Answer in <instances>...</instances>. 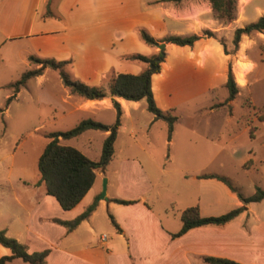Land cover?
<instances>
[{
  "label": "crops",
  "instance_id": "0c3cea01",
  "mask_svg": "<svg viewBox=\"0 0 264 264\" xmlns=\"http://www.w3.org/2000/svg\"><path fill=\"white\" fill-rule=\"evenodd\" d=\"M237 4L250 20L256 21L264 15L259 8L261 0H237ZM43 6L46 11L40 17ZM238 21L235 19L225 25L214 20L209 0H0V47L16 43L20 47L19 55L23 53L27 60L30 56L71 60V78L89 86H104L110 73L138 75L144 70L143 64L121 61L120 57L157 54L156 48L141 41L139 29L146 30L159 41L169 36L184 38L196 35L199 39L193 46L164 43L160 71L151 76L157 107L175 116L177 106L171 97L183 79L189 78L194 88L188 97L190 101L211 94L217 87L214 81L225 85L231 57L225 54L219 41L203 33L209 31L224 35L225 44H232L234 30L241 28ZM228 27H231L230 32L226 31ZM244 48L240 41L232 56L231 70L235 78ZM249 71L250 67L243 72V84L236 78L238 88L245 87ZM45 73L33 78L40 91L49 82ZM60 88V99L48 96L46 100L52 114V126L75 114L88 118L80 121L92 120L107 126L114 123L116 111L111 97L85 100L71 95L63 85ZM114 99L121 110L114 148L120 135L122 139L127 134L128 141L120 140V147L124 145L139 153L122 154L120 149L116 156L114 149L111 161L117 157L118 168L108 174L106 168L109 163L103 171L96 172L91 189L68 211L62 210L53 197L46 195L44 184L39 182L40 176L38 179L22 169L13 173L11 161L7 173L0 176V231L26 246L30 253L47 250L46 264H204L205 257L239 264H264V200L248 204L242 213L224 225L201 226L180 237H172L181 228V221H171L165 216L164 225L161 216L167 213L164 201L168 202L171 210L176 206L179 215L184 209L197 206L202 217L220 216L241 206V203L222 182L198 178L203 175L222 176L207 171L219 154H213L211 150L206 152L200 173L190 177L200 185L196 193L186 198V205L177 203L178 198L183 199V190L179 191L177 199L167 197L168 194L158 189V180L144 167L148 164L156 168L155 159L135 138L146 134L157 121L147 111L144 99L136 102L118 97ZM195 107L196 112L202 110L197 105ZM214 110V105L209 106L211 114ZM51 130V133L64 132ZM85 135L88 136L82 148L89 150L94 140L102 148L108 132L88 130L71 139L59 138V144L70 147L72 139ZM209 142L212 143V137ZM168 143H171V138ZM71 147L89 158L82 149ZM220 148L222 152L225 147L222 145ZM5 160V157L0 159L3 164ZM261 178L264 181V176ZM103 180L106 181L105 193L100 199ZM115 200L129 203L119 204ZM94 201L97 204L93 213L73 231L67 232L63 226L54 223L55 219H75ZM107 224L111 228H107ZM9 255L10 250L0 245V257Z\"/></svg>",
  "mask_w": 264,
  "mask_h": 264
},
{
  "label": "rangeland",
  "instance_id": "374dc122",
  "mask_svg": "<svg viewBox=\"0 0 264 264\" xmlns=\"http://www.w3.org/2000/svg\"><path fill=\"white\" fill-rule=\"evenodd\" d=\"M259 8L264 14V0H261ZM45 11L46 8L43 6L40 17ZM213 19L225 25L229 24L217 19L214 13ZM235 19L239 20L241 27L255 22L239 9L237 0ZM230 29L231 27H228L226 31L230 32ZM210 33L212 36L208 37L204 33L203 35L223 43L228 47L225 48L227 52L233 51V44H225L224 35ZM240 41L245 48L241 51L239 60L250 67V75L244 88L237 86L238 93L231 103L221 108L220 105L225 102L228 91L225 85L215 81L214 86L217 87L211 94L190 101L188 97L194 92V88L189 78L183 79L176 87L178 89L174 88L171 97V101L177 106L174 112L177 121L171 134V143H168L167 127L162 121H157L146 134L135 136L147 153L155 159L156 168L148 164H144V167L158 180V189L168 194L167 197L171 196L174 199H177L179 191L183 190L181 193L183 199L178 198L177 201L179 205H186L188 201L186 198L199 190V181H191L190 177L200 173L206 152L210 150L213 154H219L212 165L207 167V171L226 177L241 195L251 196L257 186L264 187L261 178L264 176V30L242 36ZM19 48L13 42L0 47V109L4 110L0 114V159L3 157L6 159L5 164L0 161V176L7 173V167L12 161L13 173L22 169L39 179L37 162L45 146L50 142L47 135L51 133V129L70 130L86 116L70 115L54 126L50 124L52 114L46 103L47 97L60 99L62 96L58 73L51 69L43 70L46 71L45 76L49 82L42 91L36 88L35 81L31 79L15 95L8 85L17 81L23 73L40 67L27 60L23 53L19 55ZM156 51L159 52V49L156 48ZM232 56L230 55L231 63ZM65 70L71 76L70 68L66 67ZM195 105L202 110L196 112ZM211 105L215 108L212 114L209 112ZM86 136L88 135L72 139L69 145L82 149L90 159L97 161L101 146L98 147L94 140L89 150L82 148ZM121 136L115 144L116 156L119 155L120 149L122 154L139 153L138 150L124 145L120 147L122 142L120 140L128 141L127 134H124L122 139ZM211 137L212 143L209 142ZM222 145L225 148L220 152ZM250 151L254 155L250 154ZM248 159L251 161H247ZM117 163L118 159L115 157L106 168L108 174H112L118 168ZM163 205L167 209V213L161 215L164 225L165 216L171 221L180 222L176 206L171 210L168 202L164 201ZM232 209L234 208L230 210ZM107 226L111 228L110 225ZM104 233L108 235V231ZM10 264L26 263L16 260Z\"/></svg>",
  "mask_w": 264,
  "mask_h": 264
},
{
  "label": "trees",
  "instance_id": "16d2710c",
  "mask_svg": "<svg viewBox=\"0 0 264 264\" xmlns=\"http://www.w3.org/2000/svg\"><path fill=\"white\" fill-rule=\"evenodd\" d=\"M211 8L216 18L224 23H230L235 19V3L236 0H209ZM264 30V15L259 17L255 22L249 23L244 27L237 28L233 32V51L227 52L223 43L224 52L227 55H234L238 49V44L242 36H248L252 33H259ZM138 35L141 41L151 47L157 48L160 43L173 44L176 46H193L199 39L198 36L192 35L189 37L169 36L162 40H156L144 30L139 29ZM206 36H212L208 31L204 32ZM154 61L150 66V62ZM164 53L157 52V54L150 57L140 54H128L120 57L121 61L137 62L144 65V70L138 75L131 74H117L110 73L105 81L104 86H89L76 79L71 78L66 67L71 68L72 61H56L54 59H42L30 56V62L38 64L40 67L36 70H30L23 73L20 78L8 87L13 90L15 95L23 88L26 83L37 76L42 75L43 70L51 69L58 73L62 85L68 89L69 93L78 96L85 100H101L106 97H111L114 109L116 111L115 121L111 126H107L92 120H82L75 127L64 132H55L47 135L50 142L45 146L43 152L38 158L37 169L40 176V183L44 184L46 195L53 197L62 210L68 211L74 208L91 189L96 172L103 171L112 160L114 154V142L116 140L117 131L120 127L121 110L119 104L114 98H122L126 101H140L144 99L147 104V111L154 116V120L162 121L166 124L168 140L174 130V124L177 117L171 112L160 110L154 100L151 89V76L160 71V64L163 62ZM232 63H229L227 73V80L225 87L228 91V96L224 103L220 106H226L234 100L238 93V88L235 83L232 70ZM4 110L0 109V114ZM95 130L108 132V136L104 139L101 154L97 161H92L84 156L80 151L73 147L63 146L59 144V138L67 140L79 136L85 131ZM199 179H215L222 182L228 189L235 193L241 206L234 208L225 214L216 217H202L197 206L184 209L180 213L181 228L172 235V237H180L193 228L214 225H224L240 213H242L246 206L250 203H258L264 200V189L255 188L251 196L244 197L241 195L228 181L227 178L217 175H203ZM119 204H128L129 202L115 200ZM97 202L94 201L87 209L78 217L71 221L53 220L54 223L63 226L67 232H71L87 220L95 210ZM112 224L116 227L113 220ZM0 245L10 250L9 256L0 257V264H7L14 260H21L26 264H46L48 251L28 252L26 246L20 244L13 238L6 236V232L0 231ZM204 264H239L237 262L205 257Z\"/></svg>",
  "mask_w": 264,
  "mask_h": 264
},
{
  "label": "bare ground",
  "instance_id": "6f19581e",
  "mask_svg": "<svg viewBox=\"0 0 264 264\" xmlns=\"http://www.w3.org/2000/svg\"><path fill=\"white\" fill-rule=\"evenodd\" d=\"M248 65H244V64H242V63H239L238 65H237V68H236V70H235V76H236V78H237V81L239 82V83H241V84H243L244 83V81H243V76H244V70H246V69H248Z\"/></svg>",
  "mask_w": 264,
  "mask_h": 264
},
{
  "label": "water",
  "instance_id": "95a60500",
  "mask_svg": "<svg viewBox=\"0 0 264 264\" xmlns=\"http://www.w3.org/2000/svg\"><path fill=\"white\" fill-rule=\"evenodd\" d=\"M157 48L159 49V52H160V53H164L165 44H164V43L158 44V45H157ZM159 60H160V58H158V59H153V60L150 62V66L152 65V63H153L154 61H159ZM105 183H106V181L103 180L102 193H101V195H100V197H101L100 199H103V198H104V193H105Z\"/></svg>",
  "mask_w": 264,
  "mask_h": 264
},
{
  "label": "built area",
  "instance_id": "2783aa9c",
  "mask_svg": "<svg viewBox=\"0 0 264 264\" xmlns=\"http://www.w3.org/2000/svg\"><path fill=\"white\" fill-rule=\"evenodd\" d=\"M105 238V236H103V239Z\"/></svg>",
  "mask_w": 264,
  "mask_h": 264
}]
</instances>
